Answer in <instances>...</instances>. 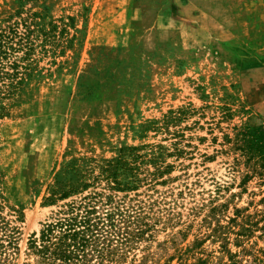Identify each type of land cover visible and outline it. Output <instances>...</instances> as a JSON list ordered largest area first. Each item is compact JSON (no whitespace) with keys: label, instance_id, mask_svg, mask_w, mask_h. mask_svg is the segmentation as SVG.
Instances as JSON below:
<instances>
[{"label":"rangeland","instance_id":"374dc122","mask_svg":"<svg viewBox=\"0 0 264 264\" xmlns=\"http://www.w3.org/2000/svg\"><path fill=\"white\" fill-rule=\"evenodd\" d=\"M29 24L0 87V264H39L31 238L94 193L114 227L82 264H264V0H0V29Z\"/></svg>","mask_w":264,"mask_h":264},{"label":"trees","instance_id":"16d2710c","mask_svg":"<svg viewBox=\"0 0 264 264\" xmlns=\"http://www.w3.org/2000/svg\"><path fill=\"white\" fill-rule=\"evenodd\" d=\"M30 25L37 26L24 25L23 33L18 32L17 27L0 29V87L8 94L20 84L19 70H28V63L23 66L21 62L28 61L34 51L33 29H30ZM43 36L45 39L48 37L46 34ZM17 53H23L19 60L14 57ZM22 75H27V72ZM89 91L90 88H85L82 92L83 100L89 97ZM112 168L116 167L108 166L104 170L107 176H110ZM88 186L79 182L71 186L70 191L62 192L60 199L80 193ZM49 201L53 202L54 198ZM97 204H103L101 194L82 196L78 201L65 204L51 222L43 225L39 237L34 238V235L30 241V249L38 257L39 264H82L86 250L98 236L114 227L113 212L98 214ZM16 234V229L0 216V255L16 248Z\"/></svg>","mask_w":264,"mask_h":264}]
</instances>
